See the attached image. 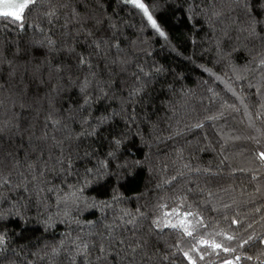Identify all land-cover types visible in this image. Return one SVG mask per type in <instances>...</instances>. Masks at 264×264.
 Masks as SVG:
<instances>
[{
	"label": "trees",
	"instance_id": "obj_1",
	"mask_svg": "<svg viewBox=\"0 0 264 264\" xmlns=\"http://www.w3.org/2000/svg\"><path fill=\"white\" fill-rule=\"evenodd\" d=\"M141 2L0 17V264H264V0Z\"/></svg>",
	"mask_w": 264,
	"mask_h": 264
},
{
	"label": "snow or ice",
	"instance_id": "obj_2",
	"mask_svg": "<svg viewBox=\"0 0 264 264\" xmlns=\"http://www.w3.org/2000/svg\"><path fill=\"white\" fill-rule=\"evenodd\" d=\"M34 2L35 0H23V2H15V0H0V17L12 18L14 21H20L23 18L25 9ZM129 2L134 4L137 8L142 9L149 21L152 22L153 27L156 26L155 21H152V17L149 15L148 9L141 2V0H129ZM261 158L264 159V153L261 154ZM181 224H183V221H181ZM173 227H176V225H173ZM228 239H232V237H228ZM213 247L219 248L220 245H213Z\"/></svg>",
	"mask_w": 264,
	"mask_h": 264
},
{
	"label": "rangeland",
	"instance_id": "obj_3",
	"mask_svg": "<svg viewBox=\"0 0 264 264\" xmlns=\"http://www.w3.org/2000/svg\"><path fill=\"white\" fill-rule=\"evenodd\" d=\"M126 2L130 3L131 5L135 6L134 4H132L131 2H129V0H125ZM15 2H23V0H15ZM136 7V6H135ZM137 8V7H136ZM140 9V8H138ZM142 11V14L144 15V17L147 19V21L152 24L151 21H149L148 17L144 14V11L142 9H140Z\"/></svg>",
	"mask_w": 264,
	"mask_h": 264
}]
</instances>
